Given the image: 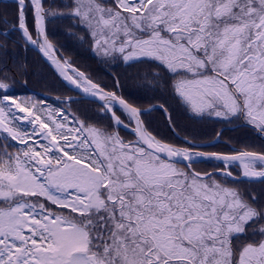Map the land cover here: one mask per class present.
<instances>
[{
  "label": "snow or ice",
  "instance_id": "1",
  "mask_svg": "<svg viewBox=\"0 0 264 264\" xmlns=\"http://www.w3.org/2000/svg\"><path fill=\"white\" fill-rule=\"evenodd\" d=\"M62 19L107 68L149 65L144 95L65 56ZM13 46L55 95L28 94ZM177 107L260 144L205 151L222 132L181 136ZM247 184L264 185V0H0V264H264V189Z\"/></svg>",
  "mask_w": 264,
  "mask_h": 264
},
{
  "label": "trees",
  "instance_id": "2",
  "mask_svg": "<svg viewBox=\"0 0 264 264\" xmlns=\"http://www.w3.org/2000/svg\"><path fill=\"white\" fill-rule=\"evenodd\" d=\"M72 23L71 20L62 19L55 20L49 24V31L52 38L55 43L62 46L64 55L76 61L78 67L95 78L100 79L103 83L111 86L113 80L112 75L109 73L119 75L126 93H131L133 98L144 95L137 87V77L146 75L151 70L150 66L147 64H136L131 67L121 65L115 69L107 68L89 51L86 43L77 40L75 35L71 34L72 32L79 31L78 29L72 28ZM13 57L17 62L27 66V76L24 78L29 81L28 94L44 93L50 96L55 95V92L52 90L61 87L60 81L56 79L49 65L43 61L36 51L32 48L25 51L24 49L13 46ZM17 88L19 91H23L19 86H17ZM68 94L73 95L74 93ZM80 107L91 114L95 105L85 102ZM175 116L177 122L180 124V128L177 129L180 135H188L190 138H195V142L197 143H208L216 139L215 133L217 131L222 132V142L215 144L213 147L205 148V151L227 152L230 150L229 142L236 147H241L244 144H255L257 146L260 144L259 140L254 139V134H250L247 129L232 130V128H230L232 126H225L211 121L197 122L189 119L179 107L176 109ZM148 119L152 120L157 126L163 128V122L159 113H153ZM122 134L125 133L122 132ZM214 165L215 162H211L201 164L198 167L211 171ZM244 189L258 193L261 189H264V185H242L241 190Z\"/></svg>",
  "mask_w": 264,
  "mask_h": 264
},
{
  "label": "water",
  "instance_id": "3",
  "mask_svg": "<svg viewBox=\"0 0 264 264\" xmlns=\"http://www.w3.org/2000/svg\"><path fill=\"white\" fill-rule=\"evenodd\" d=\"M38 53V52H37ZM40 55V54H39ZM41 56V55H40ZM43 59V58H42ZM44 60V59H43ZM45 61V60H44ZM46 62V61H45ZM75 95V94H74ZM213 141L205 143V144H212Z\"/></svg>",
  "mask_w": 264,
  "mask_h": 264
},
{
  "label": "rangeland",
  "instance_id": "4",
  "mask_svg": "<svg viewBox=\"0 0 264 264\" xmlns=\"http://www.w3.org/2000/svg\"><path fill=\"white\" fill-rule=\"evenodd\" d=\"M225 128H226V127H225ZM225 128H224V129H225ZM224 129H223V130H224ZM221 130H222V129H221Z\"/></svg>",
  "mask_w": 264,
  "mask_h": 264
}]
</instances>
